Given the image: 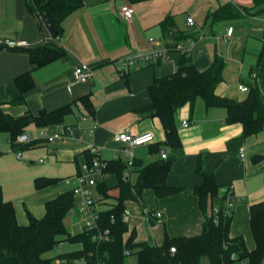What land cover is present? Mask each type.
<instances>
[{"label": "crops", "instance_id": "0c3cea01", "mask_svg": "<svg viewBox=\"0 0 264 264\" xmlns=\"http://www.w3.org/2000/svg\"><path fill=\"white\" fill-rule=\"evenodd\" d=\"M28 3L29 0H0V40L8 38L25 44L0 53V108L13 117L66 106L70 112L62 124L29 125L25 134L31 137V142L26 145L15 147L9 134H0V187L5 201L14 206L18 223L26 226L28 214L43 219L48 202L72 192L70 181L80 172V165L92 157L90 144L100 149L103 161H120L127 168L130 157L124 145L117 141V135L153 133V143L134 150L132 175L126 181L123 173L122 181L135 186L144 168L162 160L170 161L167 184L180 192L160 198L150 189L140 195L132 189L133 197L124 203L125 211L130 212L126 222L129 231L124 240L135 231L136 242L160 247L166 236L175 239L201 235L205 216L194 193L203 181L196 171L201 163L205 171L214 173L219 186V194L211 200L213 211L222 206L226 191L232 189L237 197L230 217L229 237L242 238L252 251L255 242L250 226L251 207L264 202V130L245 137L241 124L227 123L226 109H208L199 99L176 114L182 146L177 149L165 146L166 133L160 119L145 111L151 103L148 88L156 78L176 73L183 55L172 52L167 61L138 63L126 75L120 73L119 62L138 51H150L152 38L162 48L204 34L198 50L187 58L201 71L207 70L216 56L223 59V80L216 93L243 102L248 93L240 92L238 86L254 83L251 74L264 50L259 32L264 14H256L264 7L244 19L213 24L209 15L225 5L253 8L254 0H151L136 4L129 0H83V8L65 20L63 38L55 41L44 23L31 14ZM124 5L134 11L131 21L120 15ZM189 18L194 19L195 26L188 25ZM231 26L234 35L224 40ZM53 44L66 54L41 68L34 66L24 51ZM81 64L90 66L95 75L85 84H76L74 72ZM26 73H31L34 88L26 94L24 104L16 105L12 103L19 96L16 79ZM88 115L92 119L79 122ZM183 122H188L189 127H183ZM61 126H74L84 140L48 143L40 138L41 132L52 134ZM163 153L166 159H162ZM106 170L97 183L106 188V196L98 185L92 189L100 215L114 209L121 197L119 176ZM41 179L54 183L38 188L37 180ZM80 202L74 195V208L68 215L70 223L78 227L81 226ZM144 209L152 214L162 213L161 221L155 217L146 220ZM65 224L70 231L66 220ZM80 249V245L65 243L56 254ZM201 264L209 262L203 260Z\"/></svg>", "mask_w": 264, "mask_h": 264}, {"label": "trees", "instance_id": "16d2710c", "mask_svg": "<svg viewBox=\"0 0 264 264\" xmlns=\"http://www.w3.org/2000/svg\"><path fill=\"white\" fill-rule=\"evenodd\" d=\"M129 1L136 4L151 0ZM83 6V0H29L28 3L31 14L44 23L55 41L61 40L65 34V20ZM263 7L264 0H254L253 8L227 4L210 14L209 20L213 24L232 22L244 19L252 15L254 10ZM256 14H264V9ZM6 49L8 47L0 46V53ZM24 51L29 54L31 63L37 68L57 61L66 54L60 46L54 44ZM190 62V58L183 56L176 73L156 78L148 88L151 103L145 111L152 112V116L160 119L166 133L165 146L174 149L182 146L176 114L180 108L187 104L193 105L199 99L204 101L208 109H226L227 123L241 124L245 137L264 130V50L256 69L259 81L249 84L250 92L243 102L220 97L216 93L223 80V59L216 56L211 66L204 71ZM16 85L19 96L12 103L22 105L26 101V94L34 88L31 73L18 77ZM69 112L70 107L66 106L54 111L41 110L38 114L27 113L22 117H13L0 108V134H9L17 147L19 145L15 144L16 139L25 134L29 125L48 127L62 124ZM158 151H161V147ZM91 159L92 157L86 162ZM107 167L106 172H115L121 180V197L117 206L100 215V227L111 230L110 242L97 246L92 241L93 232H81L77 235L69 232L65 220L74 208L73 192L48 202L46 215L41 220L28 214L29 222L22 226L18 223L13 204L5 201L0 187V264H72L73 260L81 257H86L87 264H125V259L129 256L127 252L136 255L137 264H201L203 260H208L209 264H264V202L251 207L250 226L255 248L249 251L242 238L230 239V218L220 216L219 224L214 222L211 200L219 194V186L214 173L205 171L201 163L196 171L203 181L195 188L194 193L198 198L199 209L205 216L202 234L192 238L175 239L166 236L164 244L158 247L147 242H136V232L133 231L125 241L124 235L129 231V227L123 221L124 203L133 197L132 189H135L138 195L145 189H150L160 198L173 196L179 193L180 189L167 184V176L171 170L170 161L162 160L144 168L135 186L122 181L126 169L124 163L108 162ZM52 183L54 180H37V187H46ZM97 185L100 192L106 196V188ZM61 243L80 245L81 249L57 255L56 251ZM171 248H175L176 253L172 254ZM53 253L55 255L51 256Z\"/></svg>", "mask_w": 264, "mask_h": 264}, {"label": "built area", "instance_id": "2783aa9c", "mask_svg": "<svg viewBox=\"0 0 264 264\" xmlns=\"http://www.w3.org/2000/svg\"><path fill=\"white\" fill-rule=\"evenodd\" d=\"M120 15L124 20L131 21L134 18V11L132 7L129 5H124L120 10ZM190 27L195 26V21L193 18H189L187 21ZM259 32L264 41V24L259 29ZM234 35V27H228L226 30V34L224 36V40L233 37ZM205 35L202 34L198 38L189 40L186 43L177 42L172 43L168 46L160 48V43L155 39H150V45L152 49L148 52L138 51L132 57H129L125 60L119 62L120 67L119 71L121 74H128L130 70L135 67L138 63L141 62H153L158 60L167 61L170 58V54L172 52L179 53L184 56H191L195 51L198 50L199 45L204 41ZM24 43L15 42L9 39L4 41H0V46H6L8 48H20L24 46ZM75 83L76 84H85L91 78L94 77V70L86 65L81 64L75 69ZM251 79L255 82L259 81V73L255 70L251 74ZM238 89L242 93H249L250 87L244 84H240ZM92 119L90 115L83 117L79 120V122L83 120ZM183 127H189L188 122H183ZM92 133L90 134V136ZM40 138L48 143H53L56 141H61L65 139L71 140H84V136H82L74 126H61L57 129L55 133L48 134L46 132L40 133ZM117 141L124 145L125 152L129 155L130 159L128 161L127 168L124 172V179L126 181L130 180L132 175V171L134 169V150L137 147H141L144 145L151 144L155 141V136L153 133H145L142 135H133V134H119L117 135ZM31 142V137L27 134L20 135L17 139V143L19 144H27ZM92 143V142H91ZM90 154L92 159L89 162H84L81 165L80 172L76 175L71 181L70 185L72 187V192L76 197H79L80 207H79V215L81 218V232H93L94 235L92 237V241L100 246L102 244L108 243L111 240V230L104 229L100 227V214L97 211V203L93 196V188L97 186L98 177L101 176L106 170L108 163L103 161L101 158L100 149L95 144H90ZM21 156V155H19ZM245 156V155H243ZM167 155L165 153L162 154V159H166ZM225 200L221 207H218L213 211L214 222L219 224V217L222 216L225 219H229L233 212L234 207L237 202V197L233 193L232 189L226 191ZM143 216L146 220H151V218H157L159 221L162 219V213H151L148 209H144ZM130 219V212L125 211L123 214V221L126 223ZM114 221V219L112 220ZM64 243H61L58 246V249H61ZM170 252L172 254L176 253L175 248H171ZM126 254L130 255L129 252ZM59 263L61 261H58ZM72 264H87L86 257L77 258L72 261Z\"/></svg>", "mask_w": 264, "mask_h": 264}, {"label": "rangeland", "instance_id": "374dc122", "mask_svg": "<svg viewBox=\"0 0 264 264\" xmlns=\"http://www.w3.org/2000/svg\"><path fill=\"white\" fill-rule=\"evenodd\" d=\"M6 39H8V38H4V39H1L0 41H4V40H6ZM9 40H12V39H9ZM12 41H15V40H12ZM60 41V40H59ZM15 42H18V41H15ZM184 56V55H183ZM149 63H151V62H149ZM130 72H131V70H130ZM129 72V73H130ZM18 139V138H17ZM17 139H16V143H17ZM28 144V143H27ZM17 145H19V146H21V145H26V144H19V143H17ZM72 212V211H71ZM70 212V213H71ZM70 219H71V216L69 217H67L66 218V223H68V225H69V228H70V233L72 234V235H77V234H79V231H81V226H77V225H72L71 223H70ZM64 245H65V243H64ZM63 245V246H64ZM58 250H60V249H58ZM53 255H55V253H53V254H51V256H53ZM125 264H137V257H136V255H130V256H128V257H126V259H125Z\"/></svg>", "mask_w": 264, "mask_h": 264}]
</instances>
